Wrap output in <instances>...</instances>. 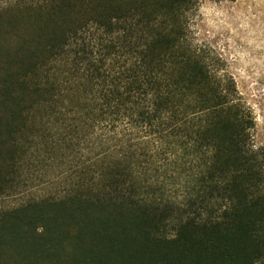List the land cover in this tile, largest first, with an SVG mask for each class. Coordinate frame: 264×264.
Here are the masks:
<instances>
[{"label":"trees","instance_id":"trees-1","mask_svg":"<svg viewBox=\"0 0 264 264\" xmlns=\"http://www.w3.org/2000/svg\"><path fill=\"white\" fill-rule=\"evenodd\" d=\"M201 1L0 0V264H264V152Z\"/></svg>","mask_w":264,"mask_h":264},{"label":"rangeland","instance_id":"rangeland-1","mask_svg":"<svg viewBox=\"0 0 264 264\" xmlns=\"http://www.w3.org/2000/svg\"><path fill=\"white\" fill-rule=\"evenodd\" d=\"M192 28L196 43L223 59L255 119L253 141L264 152V0H202Z\"/></svg>","mask_w":264,"mask_h":264}]
</instances>
